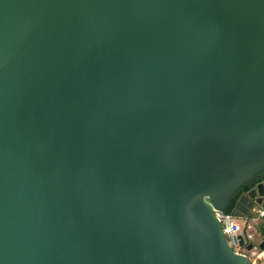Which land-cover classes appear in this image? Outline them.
<instances>
[{"label":"water","instance_id":"1","mask_svg":"<svg viewBox=\"0 0 264 264\" xmlns=\"http://www.w3.org/2000/svg\"><path fill=\"white\" fill-rule=\"evenodd\" d=\"M264 0H0V264H251Z\"/></svg>","mask_w":264,"mask_h":264},{"label":"built area","instance_id":"2","mask_svg":"<svg viewBox=\"0 0 264 264\" xmlns=\"http://www.w3.org/2000/svg\"><path fill=\"white\" fill-rule=\"evenodd\" d=\"M255 214V220L264 221L263 209H259ZM238 221L239 220L232 214L224 225V227L222 228V231L224 232L225 236L227 237L228 241L230 242L236 253L249 256V254L244 249H240L238 247L237 236L242 232V226ZM258 258L264 259V252L259 253Z\"/></svg>","mask_w":264,"mask_h":264},{"label":"trees","instance_id":"3","mask_svg":"<svg viewBox=\"0 0 264 264\" xmlns=\"http://www.w3.org/2000/svg\"><path fill=\"white\" fill-rule=\"evenodd\" d=\"M264 180V172L257 174L252 180L246 182L243 186H241L231 197L230 201L228 202L226 209L224 210V213L231 214L232 210L238 200V198L244 194L246 191H248L253 185H255L257 182ZM253 216L250 217V219ZM255 217V216H254ZM259 231L260 234L264 240V221H260L259 223Z\"/></svg>","mask_w":264,"mask_h":264},{"label":"crops","instance_id":"4","mask_svg":"<svg viewBox=\"0 0 264 264\" xmlns=\"http://www.w3.org/2000/svg\"><path fill=\"white\" fill-rule=\"evenodd\" d=\"M255 217L251 218L248 222H247V229H252L253 227H255V229L251 232V233H247L249 237H251V240H254L256 242V244L260 243V242H264L261 234H260V231H259V223L261 220H255L254 219ZM242 226V224H241ZM252 255L259 261H263V260H260L258 258V255H254V252H252ZM263 264H264V261H263Z\"/></svg>","mask_w":264,"mask_h":264},{"label":"rangeland","instance_id":"5","mask_svg":"<svg viewBox=\"0 0 264 264\" xmlns=\"http://www.w3.org/2000/svg\"><path fill=\"white\" fill-rule=\"evenodd\" d=\"M256 215V214H255ZM255 215H253V217L255 216ZM252 217V218H253ZM240 224H242V226H243V222H241V221H238ZM248 225V224H247ZM255 229V227H253L251 230L250 229H246V231H247V233L249 234V233H251L253 230ZM254 244H256V242L254 241V240H251ZM249 258H250V261H251V264H263V261H264V259H260V260H263V261H259V260H257L253 255H252V253H250L249 254V256H248Z\"/></svg>","mask_w":264,"mask_h":264}]
</instances>
